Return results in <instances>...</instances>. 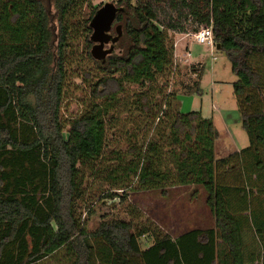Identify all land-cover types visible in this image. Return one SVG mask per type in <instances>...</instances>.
Here are the masks:
<instances>
[{
	"label": "trees",
	"instance_id": "trees-1",
	"mask_svg": "<svg viewBox=\"0 0 264 264\" xmlns=\"http://www.w3.org/2000/svg\"><path fill=\"white\" fill-rule=\"evenodd\" d=\"M112 1L124 7L116 20L126 50L96 61L104 75L64 122L77 0H55L56 35L42 0H0V264H264V0H168L163 16L161 0ZM187 24L212 28L238 79L249 143L224 157L215 156L214 120L182 112L173 91L174 33ZM204 69L193 68L192 92L202 93ZM111 127L119 139L107 153ZM90 179L109 185L111 199L115 190L202 187L215 223L172 236L104 218L90 230L76 211Z\"/></svg>",
	"mask_w": 264,
	"mask_h": 264
},
{
	"label": "rangeland",
	"instance_id": "rangeland-1",
	"mask_svg": "<svg viewBox=\"0 0 264 264\" xmlns=\"http://www.w3.org/2000/svg\"><path fill=\"white\" fill-rule=\"evenodd\" d=\"M42 1L49 13L51 29L56 35L58 14L55 0ZM107 1L112 0H77L74 5V15L68 18L70 25V45L66 52L68 74L61 108V118L64 122L83 111L91 98L92 84L104 75L96 63L97 60L91 55L93 43L89 40L92 30L89 31L87 25L90 24L88 19L93 11ZM168 2V0H161L158 4L163 12L162 16ZM117 24L121 22L116 21L114 26ZM187 27L189 30L187 32L174 33V46L176 45L174 58L178 70L174 76L173 72L170 76L173 81L176 80L173 91L178 97L182 112L201 111L205 118L215 120L219 130L215 156L216 158L224 157L249 143L233 90V84L238 79L233 73L228 56L214 46L193 41L192 36L189 35L190 24H187ZM125 50L126 43L121 40L114 54H121ZM202 64L205 69L201 80L202 93L199 94L192 92L191 88L199 80L193 68L200 69ZM88 74L91 75L90 80L87 77ZM126 86L129 87L128 91L133 93V86ZM130 102L131 99H127L125 106L119 108L115 114L121 118H127L130 115L127 103ZM121 109L126 112H121ZM116 131L118 130L115 127L108 130L107 153L110 151V146L119 139ZM125 147L123 144L122 149ZM84 189L86 195L76 202V211L90 230L96 229L104 218L126 221L136 218L135 222L138 225L159 227L172 236H177L191 228H205L215 223L202 187H198L199 191L194 195L192 192L195 186L176 187L170 189L167 196L162 195L160 190H131L128 194L115 190L118 196L113 199L104 197L113 191L107 184L90 179L87 180Z\"/></svg>",
	"mask_w": 264,
	"mask_h": 264
},
{
	"label": "water",
	"instance_id": "water-1",
	"mask_svg": "<svg viewBox=\"0 0 264 264\" xmlns=\"http://www.w3.org/2000/svg\"><path fill=\"white\" fill-rule=\"evenodd\" d=\"M124 7L117 6L116 3L112 1L105 2L92 17L89 26L92 29V34L90 36L93 46L91 49V55L94 59L105 63L107 57L113 52L114 45L120 40L123 35L122 25L117 26V35L112 36L110 31L116 21L119 12H123ZM112 42L110 48H105V45ZM217 49H220L218 45Z\"/></svg>",
	"mask_w": 264,
	"mask_h": 264
},
{
	"label": "built area",
	"instance_id": "built-area-1",
	"mask_svg": "<svg viewBox=\"0 0 264 264\" xmlns=\"http://www.w3.org/2000/svg\"><path fill=\"white\" fill-rule=\"evenodd\" d=\"M192 36L193 41L199 43V44H205V45H211L215 47V42L213 38V31L210 26H201L196 31H191L189 34ZM176 46V45H175ZM177 65L175 62L174 72L176 71ZM175 73H173L174 76Z\"/></svg>",
	"mask_w": 264,
	"mask_h": 264
},
{
	"label": "flooded vegetation",
	"instance_id": "flooded-vegetation-1",
	"mask_svg": "<svg viewBox=\"0 0 264 264\" xmlns=\"http://www.w3.org/2000/svg\"><path fill=\"white\" fill-rule=\"evenodd\" d=\"M117 21V20H116ZM116 21L114 22V24L116 23ZM114 24H113V27H112V29H111V31H110V34L114 37V36H116L117 35V26L119 25V24H117V25H115L114 26ZM121 25H122V28H123V24L121 23ZM123 36V35H122ZM122 38V37H121ZM121 38H120V40L118 41V42H116L115 43V45H114V50H113V52L111 53V54H114L115 53V50H116V47L118 46V44H119V42L121 41ZM93 43V42H92ZM94 44V43H93ZM93 46V45H92ZM112 46V42H109L108 44H106L105 45V48H110ZM110 54V55H111ZM109 55V56H110Z\"/></svg>",
	"mask_w": 264,
	"mask_h": 264
},
{
	"label": "crops",
	"instance_id": "crops-1",
	"mask_svg": "<svg viewBox=\"0 0 264 264\" xmlns=\"http://www.w3.org/2000/svg\"><path fill=\"white\" fill-rule=\"evenodd\" d=\"M214 122H215V120H214ZM215 125H216V122H215ZM216 145V144H215ZM244 148V147H243ZM241 150V149H240ZM236 151H239V150H236ZM235 152V151H234ZM229 155V154H228Z\"/></svg>",
	"mask_w": 264,
	"mask_h": 264
}]
</instances>
